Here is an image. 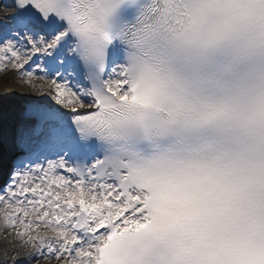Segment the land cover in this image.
Returning a JSON list of instances; mask_svg holds the SVG:
<instances>
[{"label":"snow or ice","instance_id":"obj_1","mask_svg":"<svg viewBox=\"0 0 264 264\" xmlns=\"http://www.w3.org/2000/svg\"><path fill=\"white\" fill-rule=\"evenodd\" d=\"M0 7L11 264H264V0Z\"/></svg>","mask_w":264,"mask_h":264},{"label":"bare ground","instance_id":"obj_2","mask_svg":"<svg viewBox=\"0 0 264 264\" xmlns=\"http://www.w3.org/2000/svg\"><path fill=\"white\" fill-rule=\"evenodd\" d=\"M10 88H12V87H10ZM25 100H26V95H23L18 91L16 93H8V94H7V92H0V119H3V118H1L2 113L6 110H12L13 114H15L17 116L18 111L20 110V107H21V102L25 101ZM17 119H18V116L16 117V120ZM1 126H2V124L0 123V145L2 143L3 138L5 137L4 136L5 131L1 129ZM8 137L9 136L7 135V138ZM0 159H2L4 162L3 167L0 168V178H3L4 174L6 173V167L8 165V163L6 161L7 155H5V153H2L0 151ZM8 232H9L8 229L0 228V264H6L5 255H7V257H8L7 264H8V261L11 262V258L14 255V253L12 251L7 252L6 254L4 252L5 249H12L13 247H16L13 243H6L5 242V237L8 235ZM17 251L23 252L24 250L19 249L17 247ZM23 262H25V261H23ZM18 264H20V263L18 262ZM26 264H32V262H27Z\"/></svg>","mask_w":264,"mask_h":264},{"label":"rangeland","instance_id":"obj_3","mask_svg":"<svg viewBox=\"0 0 264 264\" xmlns=\"http://www.w3.org/2000/svg\"><path fill=\"white\" fill-rule=\"evenodd\" d=\"M35 82L37 84L41 83V81L39 80ZM7 90H10L12 93H16L18 91L23 95L32 93V89L30 87L22 86L19 76H17L13 71L0 73V92H5ZM12 116H13L12 111L9 110H6L2 113L1 118L3 119H0V123L2 124L1 126L2 130H6L7 127H9ZM10 146L15 147L16 141H10L9 139H7V137L6 138L4 137L0 145V151L2 153L7 154V151L10 149L9 148ZM12 153H15V151H12ZM39 264H56V261L52 260L49 262L45 260V261H40Z\"/></svg>","mask_w":264,"mask_h":264}]
</instances>
